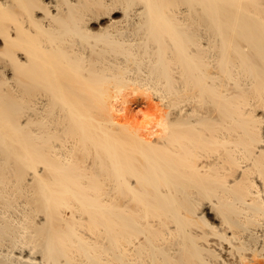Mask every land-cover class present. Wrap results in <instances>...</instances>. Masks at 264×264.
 Returning <instances> with one entry per match:
<instances>
[{
    "label": "bare ground",
    "instance_id": "1",
    "mask_svg": "<svg viewBox=\"0 0 264 264\" xmlns=\"http://www.w3.org/2000/svg\"><path fill=\"white\" fill-rule=\"evenodd\" d=\"M0 264H264V0H0Z\"/></svg>",
    "mask_w": 264,
    "mask_h": 264
}]
</instances>
